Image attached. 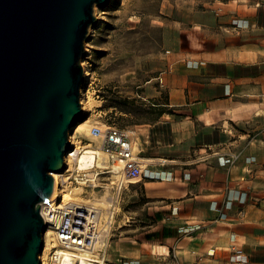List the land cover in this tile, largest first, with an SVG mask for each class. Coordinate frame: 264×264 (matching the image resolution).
I'll return each mask as SVG.
<instances>
[{"label":"crops","instance_id":"crops-1","mask_svg":"<svg viewBox=\"0 0 264 264\" xmlns=\"http://www.w3.org/2000/svg\"><path fill=\"white\" fill-rule=\"evenodd\" d=\"M192 17L139 86L154 113L126 129L147 165L118 198L105 264H264V0Z\"/></svg>","mask_w":264,"mask_h":264},{"label":"water","instance_id":"water-1","mask_svg":"<svg viewBox=\"0 0 264 264\" xmlns=\"http://www.w3.org/2000/svg\"><path fill=\"white\" fill-rule=\"evenodd\" d=\"M110 0H0V264H41L40 204L83 115L85 40Z\"/></svg>","mask_w":264,"mask_h":264},{"label":"rangeland","instance_id":"rangeland-1","mask_svg":"<svg viewBox=\"0 0 264 264\" xmlns=\"http://www.w3.org/2000/svg\"><path fill=\"white\" fill-rule=\"evenodd\" d=\"M209 1L214 0H114L108 7L95 5L97 21L89 28L84 43L85 55L81 58L83 69L88 72L81 87L83 115L80 124L69 130L73 146L77 145L80 149L88 145L99 148L101 139L94 137L91 130L93 126L104 130V125L109 126L108 120L116 121L120 128L129 129L130 123L137 119L121 113L115 106L126 98L143 102L137 95L143 90L139 86L158 75L164 66L163 59L157 55L165 53L181 34L183 23L192 20L194 12ZM84 123L88 124L87 129L78 130ZM130 135L134 141L133 135ZM134 150L139 152L135 143ZM109 163L111 167L113 162ZM112 169L99 174L96 187L81 186L83 189H73L72 195L103 210L115 198V226L118 198L114 185L122 176L116 177L114 172H107ZM128 182L134 181H125V184Z\"/></svg>","mask_w":264,"mask_h":264},{"label":"built area","instance_id":"built-area-1","mask_svg":"<svg viewBox=\"0 0 264 264\" xmlns=\"http://www.w3.org/2000/svg\"><path fill=\"white\" fill-rule=\"evenodd\" d=\"M104 126V130L93 127L91 134L101 139L100 147L109 162H121L123 165L122 177L114 185L116 198H119L125 181H137L142 178L147 163L142 161L139 153H135L134 141L127 129L117 125ZM70 143L73 152H69L67 156L74 152L76 156L70 157L71 164L65 163L66 169L58 181L57 196L44 203L43 218L47 230L52 232V238L49 243H44V250L47 248L48 251L45 258H40L41 264H105L114 226L116 199L109 201L106 210L76 198L65 199L64 194L73 193V189L77 187H96L95 182L99 176L93 177V170L78 169L76 158L81 149ZM241 155L242 150H238L221 156L233 165ZM68 188L71 189L68 191Z\"/></svg>","mask_w":264,"mask_h":264},{"label":"bare ground","instance_id":"bare-ground-1","mask_svg":"<svg viewBox=\"0 0 264 264\" xmlns=\"http://www.w3.org/2000/svg\"><path fill=\"white\" fill-rule=\"evenodd\" d=\"M113 1L114 0H110V3L106 7L110 6L113 3ZM84 72H85V75L88 74V72L85 69H84ZM88 98H89V100L91 98V96L89 94H88ZM87 126H88V124L84 123V124H82V125H80L78 127V130H86ZM71 152H73V151H71ZM72 156H76V152L71 153L70 156H66L65 157V163L71 164L70 157H72ZM76 166L80 170H91V171L93 170V173H94L93 177H95V176H97V175H99L101 173H105L106 172L105 170L108 169V168H113L112 172H114L116 177L117 176H122V172H121V169L123 167L122 163L121 162H115L110 167V163H109V161L107 159V156H106V154L104 153V151L102 150L101 147L96 148V147H92V146H89V145L83 147L81 149L80 154L76 158ZM95 170H98V171H95ZM62 172L53 173V176H54V178L56 180V188H55L53 194L51 195V198H53V199L58 194V190H59L58 181H59V178H60ZM82 189L83 188L80 187V188H76L74 190L80 191ZM74 192H76V191H74ZM64 195H65V199L66 200H68V199L69 200H74L75 199V197H73L72 193H68L67 192ZM104 202L106 203V201H104ZM104 202H103V204H105ZM40 211H41V214L43 216L44 215V211H45V204L44 203L40 204ZM51 238H52V232L50 230H47L46 233L43 236L44 243H45V241H47V243H49ZM47 251H48L47 248L45 250H43L44 254L42 253L40 258H43V257L45 258L46 255H47Z\"/></svg>","mask_w":264,"mask_h":264},{"label":"trees","instance_id":"trees-1","mask_svg":"<svg viewBox=\"0 0 264 264\" xmlns=\"http://www.w3.org/2000/svg\"><path fill=\"white\" fill-rule=\"evenodd\" d=\"M165 104L168 105L167 99H166ZM157 107H158V116H161L167 112L173 113L172 110L167 109L168 108L167 106L159 105ZM115 108L119 109L121 111V113L128 115L131 118L137 119V120H141L140 117L142 118V116H147L149 113H151V114L154 113L153 110L146 108L143 105V103H138V100H136L134 98L124 99L123 102L122 103L119 102V104H117L115 106ZM118 120H120V118ZM107 123L109 125H116V124L118 125V123H116V121H113V120H108ZM133 123H134V121L131 122L130 124H133Z\"/></svg>","mask_w":264,"mask_h":264}]
</instances>
